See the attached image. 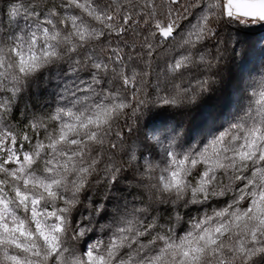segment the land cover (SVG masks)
Returning <instances> with one entry per match:
<instances>
[{"label": "snow or ice", "instance_id": "obj_1", "mask_svg": "<svg viewBox=\"0 0 264 264\" xmlns=\"http://www.w3.org/2000/svg\"><path fill=\"white\" fill-rule=\"evenodd\" d=\"M264 0H0V264H264Z\"/></svg>", "mask_w": 264, "mask_h": 264}, {"label": "trees", "instance_id": "obj_2", "mask_svg": "<svg viewBox=\"0 0 264 264\" xmlns=\"http://www.w3.org/2000/svg\"><path fill=\"white\" fill-rule=\"evenodd\" d=\"M249 39L253 41L264 40V29H258L256 31L248 33Z\"/></svg>", "mask_w": 264, "mask_h": 264}]
</instances>
